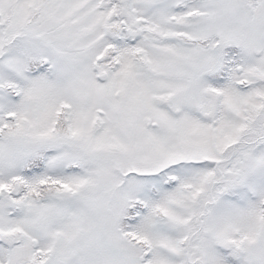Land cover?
<instances>
[{
  "label": "snow or ice",
  "instance_id": "snow-or-ice-1",
  "mask_svg": "<svg viewBox=\"0 0 264 264\" xmlns=\"http://www.w3.org/2000/svg\"><path fill=\"white\" fill-rule=\"evenodd\" d=\"M0 264H264V0H0Z\"/></svg>",
  "mask_w": 264,
  "mask_h": 264
}]
</instances>
